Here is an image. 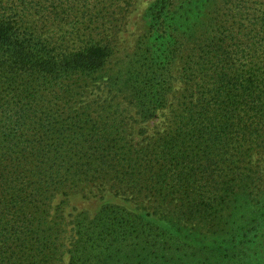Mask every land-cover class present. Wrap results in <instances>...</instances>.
<instances>
[{"label": "trees", "instance_id": "16d2710c", "mask_svg": "<svg viewBox=\"0 0 264 264\" xmlns=\"http://www.w3.org/2000/svg\"><path fill=\"white\" fill-rule=\"evenodd\" d=\"M98 1L0 0V264H54L59 229L47 217L55 195L99 173L124 175L116 182L133 189L132 202L153 203L172 227L145 226L138 215L127 221L126 212L117 218L108 204L97 215L98 235L118 242L115 264H204L183 242L201 228L210 242L226 236L230 249L220 263L264 264V200L250 207L259 196L252 183H263L264 0H182L176 23L162 16L168 1L161 0L156 69L134 98L150 119L163 108L172 36L180 39V109L163 136L136 156L132 147L120 154L124 163L112 136L98 129L104 125L72 111L78 89L109 58L101 29L112 23L114 6L99 9ZM210 6L213 15L201 16ZM126 222L141 227L133 261L122 244L126 232L116 231Z\"/></svg>", "mask_w": 264, "mask_h": 264}, {"label": "rangeland", "instance_id": "374dc122", "mask_svg": "<svg viewBox=\"0 0 264 264\" xmlns=\"http://www.w3.org/2000/svg\"><path fill=\"white\" fill-rule=\"evenodd\" d=\"M167 1V7L162 16L167 17L168 22L171 20L172 23L173 21L176 23L180 19V5H186L188 1ZM217 1L220 4L224 2V0ZM98 2L102 3L99 9L103 5L114 6L111 16L112 23L105 29H101L103 43L109 51V58L100 71L88 78V86L83 91L78 89L80 95L72 104V111L79 112L81 118L91 116L94 121L98 122V127H101L99 125L102 123L104 126L98 129L102 130L105 127L104 132H108L109 137L112 136L109 144L117 149L115 152L118 153V159L120 163H124L120 154L125 153L127 156L131 147L134 149L132 150L134 154L136 148L152 143L156 138L163 136V132L172 125L174 116L179 112L183 90L180 80V39L168 37L169 50L176 51L175 59L171 64H167L168 89L165 92L163 108L155 111L150 119L136 105L137 98H134V91L138 90L137 86L141 82H147L144 75L151 77L153 70L156 69L151 52L156 50L154 46L157 45L153 30L156 27L160 28L155 24L157 21L160 23L161 20L157 17L161 0H99ZM213 9L214 7L210 6L201 10V16H212ZM71 15L75 16L73 13ZM80 17L77 16L79 19ZM43 30L45 31V28ZM170 34L173 32L168 30L167 35ZM252 159L257 160V156ZM259 160L263 183H252L253 191L259 196L253 198L250 207L264 200V159ZM123 176L122 174L99 173L89 184L78 182L67 186L63 194L59 192L55 195L47 217L48 226L54 223L59 229L56 235H52L53 239H56L57 249L54 260H52L54 264H115L111 261L115 257L112 251L114 253L118 251V242L114 241L108 232L102 231L98 235L100 228L97 215L102 210H106L108 204L112 206L111 211L116 213L117 218L125 217L124 212H126L127 215H132L127 217V221H132L134 216L138 215L145 219L143 224L145 226L164 231L172 230V227L162 220V211H154L156 208L153 203L136 204L132 202L133 189L129 186H120L118 184L120 180L116 182V179ZM126 223H124V228L116 229V231L117 233L121 230L126 232L125 242L122 244L126 245L128 251L127 260L133 261L134 256L131 251L135 247L133 238L136 237L141 227H138L137 223ZM219 229L222 230V228ZM206 230L208 228L199 230V233L204 236L200 234L196 237L185 236L183 238L186 253L195 251L197 259L200 257L206 261L204 264H210V261L212 264H222L219 260L226 259L225 256H227L223 251L230 249L229 245L225 248L224 238L226 236L216 235L210 242L212 236H207L206 240L208 233L205 232ZM258 230L256 233L260 235L261 231ZM105 247H111V252H106ZM148 250L149 257L158 258V255L152 254V249L148 248ZM263 250L260 249V258L264 257ZM185 255L181 254L178 259L180 263H186L188 260L189 257ZM194 261H197L196 258ZM194 264H198V261Z\"/></svg>", "mask_w": 264, "mask_h": 264}]
</instances>
